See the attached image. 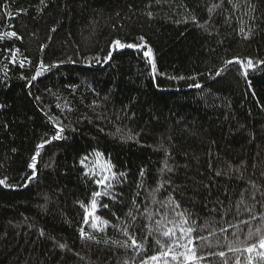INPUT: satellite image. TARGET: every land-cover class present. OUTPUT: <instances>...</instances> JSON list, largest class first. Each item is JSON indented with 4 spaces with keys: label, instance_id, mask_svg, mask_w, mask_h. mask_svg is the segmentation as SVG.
<instances>
[{
    "label": "trees",
    "instance_id": "trees-1",
    "mask_svg": "<svg viewBox=\"0 0 264 264\" xmlns=\"http://www.w3.org/2000/svg\"><path fill=\"white\" fill-rule=\"evenodd\" d=\"M233 2L240 6L224 0L209 20L219 0H0V179L13 185H0V264H140L157 251L156 234L145 241L149 251L136 255L114 243L126 240L118 229L131 223V209L137 219L129 231L143 239L149 222L136 207L155 212L148 193L169 178L156 194L174 202L160 209L168 214L163 223L173 227L167 221L179 222L175 212L185 214L184 227L203 237L195 241L205 257L199 264H236L237 257L246 264L243 248L264 235V65L248 80L235 63L215 73L226 60H264V0H251V8ZM193 16L208 21L207 31ZM13 31L19 38L6 35ZM115 40L151 48L155 74L144 48L114 50L105 63ZM41 61L56 66L33 81ZM53 121L67 139L45 146L28 181L27 165ZM95 152L117 174L108 190L115 199L98 198L108 204L97 212L109 221L104 233L83 223L80 207L97 189L79 160L88 155L91 165ZM165 161L173 171L162 176ZM81 228L95 239H81Z\"/></svg>",
    "mask_w": 264,
    "mask_h": 264
},
{
    "label": "snow or ice",
    "instance_id": "snow-or-ice-1",
    "mask_svg": "<svg viewBox=\"0 0 264 264\" xmlns=\"http://www.w3.org/2000/svg\"><path fill=\"white\" fill-rule=\"evenodd\" d=\"M245 4L251 8V0H244ZM41 4H44V0H40ZM157 4L161 3V0H156ZM227 3L232 6V9L235 10L240 5L238 3H234L233 0H227ZM224 4V0H219V3L213 4L210 8H208L209 12V20L212 18V14L214 11L218 8H221ZM47 6V5H45ZM150 6V5H149ZM149 17L152 16V13H147ZM184 23H187L188 21H183ZM191 22L195 24L197 27L203 28L205 31H207V25L208 21H205L203 25H201L196 18L193 16ZM55 29H53L54 31ZM241 32H243V28H241ZM211 34V33H209ZM8 37L11 38H19L17 37L16 32H8L6 33ZM3 37H0L2 39ZM245 39L248 38L247 35L244 37ZM144 37H140V40H143ZM130 48V49H141L144 48L143 51L144 57L148 60V62L151 64L152 72L155 74L156 72V65L155 61L152 55L151 48H148L147 46H142L139 44H122L120 40H115L113 44L110 46V51L108 53V56L105 59V63L108 62V60L112 57V51L114 50H120L122 48ZM5 51H11L10 49H5ZM19 51L18 49L16 50ZM15 56L16 53H13L10 63L15 64ZM97 61H99V58H96ZM31 64V61L28 62ZM237 64L240 65V68L242 69V75L245 78V80H248V73L249 70H256L258 65H264V60L254 62L252 58H246L245 60H241L239 58H235L234 60H226L224 62L225 68H222L218 70L215 75L219 76L221 72H224L227 69L228 65L231 64ZM56 65H45L42 61L40 64L36 67L35 74L31 76V80H36L44 71H48L50 67H55ZM20 68H24V62L21 61L19 64ZM5 77H7V71L4 73ZM21 79H27V77L21 76ZM172 79H180L183 80L185 77H171ZM188 79H195V77H188ZM4 81H0V83H3ZM190 87L194 88H201L202 85L199 83H194L190 85ZM249 87H251V84H249ZM253 94H255L253 92ZM2 107V106H0ZM57 108L60 107V105L56 106ZM71 109H69L70 111ZM53 128L54 132L53 134L45 140H42L41 143H38L35 147V152L30 158V162L28 163L27 167L30 170L29 173H27L25 179L28 181L34 180L37 173H38V157L41 155V151L45 148L47 144H51L53 141H62L66 140L67 136L64 135L66 132V128L62 126L61 124L53 121ZM131 139V137H129ZM15 151V150H14ZM95 160L92 162L91 165H89L87 162L89 160L88 155H84L79 160V165L81 169L83 170V175L85 177H88L93 181V183L96 185V189L92 192L91 199L89 201L82 202L80 204V207L83 209V223L85 225H88L91 227V229L94 232L97 233H104L106 228L109 225V221L106 219H103L100 215H97V212L99 208H107L108 204H100L98 201V198H101L102 196H108L110 199H115L111 195V193L108 191L113 187L112 182L117 180V174L112 171L113 165H111L109 162L102 161V154L100 152L94 153ZM173 169L168 166L167 161H165V166L163 169H161V174L165 172L171 173ZM220 172H217L216 175H220ZM120 176H125V173H120ZM140 175L143 176V170H141ZM7 177L0 179V185L4 187H13V185H9L7 183ZM171 180L170 178L168 180H162L158 186L151 190V192L148 193V196L151 198L152 204H158L159 207L156 209L155 212L151 211L147 204L145 203L144 211L140 212L139 207H136V212L139 213V215L148 221L149 223H146L142 226V232L146 229V233L143 235V239L137 238V233L133 231H129L130 228L133 227L135 224V221L137 219V216L133 213V211L130 209L127 213V216L130 218L131 223L125 224L122 228H119L118 230L122 232V235L126 237V240L121 242H115L119 243L120 246L124 247L125 249H131L136 255H139L140 252L147 253L149 251L148 248L145 247V241L148 239L149 236H154L155 243L158 246L157 251L153 254H150L147 256V259L142 258L140 261V264H199L201 260H203L205 257L202 255H197L196 252V243L195 241L203 239V237H194L192 233L196 231V229L192 227H184L188 223V219L185 216L183 212H175L176 216L180 217L179 222L175 220H168L167 222L172 224L173 227H166V225L163 223V220L167 219V211H161L160 209H167L170 204H173V198L169 197L168 201L165 202L164 200H157L156 194L161 191L162 188L165 187V185L170 184ZM26 186V185H25ZM138 187H142V185H138ZM103 190V191H101ZM139 195V193H137ZM242 198L239 203H243V194H241ZM252 199L255 200V194H253ZM133 206H136V201H132ZM180 207L179 204H174V209H178ZM173 209V210H174ZM239 211V209H238ZM249 213H251V209H246ZM161 217L162 219H155V217ZM256 217L252 215V219H255ZM120 218L117 217V220ZM240 223L247 224L248 221H240ZM155 225L153 227L152 225ZM163 229V230H162ZM222 231L227 232V229H222ZM259 232V229L257 230ZM43 231H41V235H43ZM233 235H236L233 233ZM251 231L249 232V239L252 238ZM80 237L81 239H95L93 235L90 233H86L83 228L80 229ZM160 237L166 238V242H162ZM239 241L237 240L236 244L239 245ZM59 247L63 249L65 247L64 244H60ZM229 251L232 252H240L241 248L239 246H232L229 245ZM243 251L248 253L246 258V264H255L257 260H259L260 264H264V235H261L258 239V242L248 243L247 247L243 248ZM220 257H224L225 253L223 251L217 253ZM125 264H128L127 261H125ZM224 264H227V260L224 261ZM236 264H241V261L239 257L236 259Z\"/></svg>",
    "mask_w": 264,
    "mask_h": 264
}]
</instances>
